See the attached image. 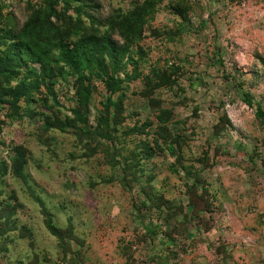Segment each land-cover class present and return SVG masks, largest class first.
Listing matches in <instances>:
<instances>
[{"label": "rangeland", "instance_id": "obj_1", "mask_svg": "<svg viewBox=\"0 0 264 264\" xmlns=\"http://www.w3.org/2000/svg\"><path fill=\"white\" fill-rule=\"evenodd\" d=\"M0 264H264V0H0Z\"/></svg>", "mask_w": 264, "mask_h": 264}, {"label": "trees", "instance_id": "obj_2", "mask_svg": "<svg viewBox=\"0 0 264 264\" xmlns=\"http://www.w3.org/2000/svg\"><path fill=\"white\" fill-rule=\"evenodd\" d=\"M19 46H22L21 44H19ZM23 50V54L24 55H28L27 51L25 50V48L22 46ZM13 50V49H12ZM14 51H11V53H8L10 55V59L15 57ZM63 57L69 62V64L72 63L73 65V55L68 53L67 50H63L62 52ZM72 68L74 69V65L72 66ZM46 228L49 231V233L54 236L55 238H57L59 241H63L64 239L67 238V236H65V234L59 230H57L55 227H53L50 223H46ZM66 231V230H65Z\"/></svg>", "mask_w": 264, "mask_h": 264}]
</instances>
